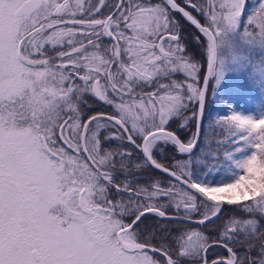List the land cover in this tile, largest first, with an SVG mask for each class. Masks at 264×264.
<instances>
[{
  "label": "snow or ice",
  "instance_id": "6c2138e0",
  "mask_svg": "<svg viewBox=\"0 0 264 264\" xmlns=\"http://www.w3.org/2000/svg\"><path fill=\"white\" fill-rule=\"evenodd\" d=\"M0 264H264V0H0Z\"/></svg>",
  "mask_w": 264,
  "mask_h": 264
},
{
  "label": "trees",
  "instance_id": "16d2710c",
  "mask_svg": "<svg viewBox=\"0 0 264 264\" xmlns=\"http://www.w3.org/2000/svg\"><path fill=\"white\" fill-rule=\"evenodd\" d=\"M209 99H210L209 110L213 114L218 112V111L222 112L225 110L223 105L219 104L216 101H212L211 98H209ZM235 99H236L237 106L241 110H243L245 112H250L249 101L253 102V104L255 103V108H256L257 104L260 102L262 97H261V94H260L258 89L251 88V89H245V90L240 91L239 94L235 97ZM223 135H224L223 132H219L217 135V138H221ZM213 178H215L216 180H220L221 178L229 179L230 177L228 175H226L225 170L223 168H221L219 172L213 173Z\"/></svg>",
  "mask_w": 264,
  "mask_h": 264
},
{
  "label": "rangeland",
  "instance_id": "374dc122",
  "mask_svg": "<svg viewBox=\"0 0 264 264\" xmlns=\"http://www.w3.org/2000/svg\"><path fill=\"white\" fill-rule=\"evenodd\" d=\"M251 2H253V0H250ZM250 2V3H251ZM249 103H250V106H249V110H250V112H255L257 109L255 108V103L253 104V102H250L249 101ZM256 109V110H255Z\"/></svg>",
  "mask_w": 264,
  "mask_h": 264
}]
</instances>
